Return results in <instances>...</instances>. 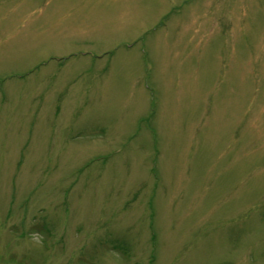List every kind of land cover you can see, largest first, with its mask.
<instances>
[{
	"label": "rangeland",
	"instance_id": "rangeland-1",
	"mask_svg": "<svg viewBox=\"0 0 264 264\" xmlns=\"http://www.w3.org/2000/svg\"><path fill=\"white\" fill-rule=\"evenodd\" d=\"M0 264H264V0H0Z\"/></svg>",
	"mask_w": 264,
	"mask_h": 264
}]
</instances>
